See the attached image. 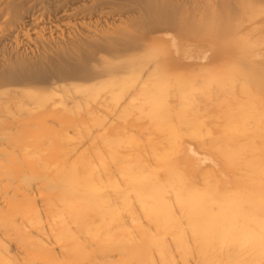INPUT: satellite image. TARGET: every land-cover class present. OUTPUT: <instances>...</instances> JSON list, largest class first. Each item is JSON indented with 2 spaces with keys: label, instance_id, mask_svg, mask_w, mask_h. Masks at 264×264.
I'll return each instance as SVG.
<instances>
[{
  "label": "rangeland",
  "instance_id": "obj_1",
  "mask_svg": "<svg viewBox=\"0 0 264 264\" xmlns=\"http://www.w3.org/2000/svg\"><path fill=\"white\" fill-rule=\"evenodd\" d=\"M243 3H248L249 9ZM243 8L257 19L253 23L262 21L264 0H10L9 7L0 4V81L4 90L12 86L18 90L19 121V146L12 150L6 148L7 143L2 144L6 151L2 155L4 182L0 194L7 186L9 196L5 197L14 196L15 205H4V196L0 195V264H69L49 237L52 225L45 218L43 203L46 195L48 198L49 193L60 191L43 189L42 175L18 166L45 162V172L54 174L61 164L68 167L78 160L87 161L91 167L86 176L89 185L80 192V200L86 203L88 195L97 209L110 211L106 214L114 220L110 231L125 227L131 230L128 240L136 236L132 222L136 221L149 244L150 252L146 254L152 264H161L153 248L159 244L165 249L169 264H202L197 254L204 250L208 252L206 264H264V216L214 218L218 205L232 214L241 201L249 198L235 172L237 166L228 165L225 159L226 155L245 154L241 146L245 130L252 131L246 134L252 139L249 149L256 148L253 130L264 126L249 119L246 113L258 111L263 105H195L201 100L193 93L197 87L187 92L179 90L181 82L200 83L202 78L213 84L224 80V72L217 68L225 62L227 69L240 71L241 77L233 75L232 82L234 95L239 96L240 78L244 81L251 73L250 67L245 66L246 56L223 61L218 53L206 51L204 59L200 56L199 60H184L162 39V57L158 61L166 65L165 74L161 75L164 87L160 89L166 98L155 97L144 105H116L115 100L122 94L119 87L112 88L109 96L106 90L93 94L97 100L110 97V103L60 105L65 96H78L88 85H76L66 92L52 87L57 77L82 63L85 57L93 66L99 57L124 56L140 44L151 46L159 42L160 30L175 39L181 35L197 39L214 33L209 28L216 24H228L248 32L247 40L258 45L261 36L249 30ZM208 15L212 19L205 20ZM260 64L264 77V60ZM202 67L211 68L212 72L201 73ZM136 76H126L123 82L130 83ZM190 94L195 101L182 105ZM29 96L33 100L50 99V103L24 105L22 102ZM258 112L259 116L264 115ZM88 131L93 136L97 134L89 146L85 140ZM4 136L10 137L8 133ZM231 141L237 144L231 147ZM106 149L113 154L109 155ZM104 167L109 168L108 176L101 173ZM136 186L143 187L138 191ZM93 188L96 190L90 196ZM192 195L202 201L203 211L188 227L177 201ZM24 209L34 210L39 224L30 223V216L19 211ZM149 214L161 220L153 221ZM87 219L92 229L100 233L98 217L92 213ZM170 219L177 227L162 226ZM230 222H234L232 226L241 224L242 229L231 228ZM205 235L209 236L208 245ZM129 243L112 246L114 251L103 261L120 263L125 258L121 249L132 250ZM179 244L186 250H179ZM234 244L240 250L235 251ZM252 245L253 250L247 251ZM30 246L50 257H39L38 250ZM130 263L135 264L132 260Z\"/></svg>",
  "mask_w": 264,
  "mask_h": 264
},
{
  "label": "bare ground",
  "instance_id": "obj_2",
  "mask_svg": "<svg viewBox=\"0 0 264 264\" xmlns=\"http://www.w3.org/2000/svg\"><path fill=\"white\" fill-rule=\"evenodd\" d=\"M0 4L9 7L10 0H0ZM243 7L249 9L248 3H243ZM244 8L242 12L250 24L249 30L261 36V42L258 45L254 42L250 43L249 40H247L245 35H248V32H241V29L231 25L228 26V24L224 26L216 24L217 26H214V28H209L215 30L214 33H207L208 35H203L205 34L203 33L201 34L203 36H198L197 39L185 37L184 35L179 36V39H175L168 34L167 31L160 30L158 32V34H160V39H158L159 42L154 45L140 44L127 51L124 56L111 55L107 58L99 57V59L97 58L95 62H93V66L90 65L91 61H89L88 57H85L82 63L75 64L72 70L62 74L63 76L60 75L61 77H57L52 87H59L64 92L76 88L74 87L76 85H88V88L76 94L78 96H65L64 99L60 100L59 104L91 105L96 102L110 103L112 101L110 97L109 99L102 98L97 100V97H93V94L99 90H106L109 96L110 90L118 87L122 94L118 100H115L116 105H144L155 100V97L166 98L165 91L160 90L162 86L164 87L161 75L165 74L166 65L164 61H158V58L162 57L163 43H161V45L159 43L163 39L167 40L166 42H169L171 48L175 49L180 58L184 60L204 59L203 53L206 51L218 53L217 56L221 57L220 60L223 61H225V59L234 60L242 55L246 56L248 60L245 66L250 67L248 70H250L251 73L250 77L244 81L240 78L242 83L237 89L239 96L236 97L234 95L235 89L232 86V82L235 81L233 75L241 77L240 71L237 70L238 72H234V69H227L228 65L225 66V62L222 63L223 65L221 67L217 68L219 71L224 72V76L222 75V78L225 77L224 80H216L213 84L205 79L203 81L202 78L200 79V83L198 81L192 83L181 82L179 84V90L181 92H187L197 87L193 93L201 98V100L195 103V105H263L259 110L264 113V77L260 64L261 60H264V47H261V43L264 41V17L259 24L253 23L257 19L251 17V15H247ZM210 19H212L210 15L205 18V20ZM202 28L203 31L207 30L205 26ZM200 56L201 58H199ZM92 58L93 56L91 55L90 59ZM121 59L124 61L120 62ZM88 65H90L89 68ZM231 71L233 72L231 73ZM208 72H212V69L202 67L201 73ZM152 73L153 75L151 76ZM134 74H137V76L134 77L130 83L123 82L124 77ZM2 83L3 82L0 81V185L4 182L2 179V164H4L2 155L3 152L6 151L5 148L2 147V144L7 143L8 147L6 148L12 150L19 146V121L16 107L18 90H16L15 86H12V89L4 90L3 87L5 86H3ZM213 87L215 88V92L213 91ZM158 90L161 92L159 96L156 94ZM191 95L192 94L187 96L181 104H188V101L194 102L195 97ZM22 103L24 105H48L50 99L44 100L43 98L37 97V99L33 100V98L29 96ZM7 105L13 106L10 107ZM258 111L248 110L246 114L250 115L249 119L264 126V115L262 113L263 116H259ZM240 117L245 116L240 115ZM243 119L247 120L248 118L245 117ZM231 120H233V117H231ZM253 131L257 137L254 141V143L256 142V148L249 149V145H252V139L246 134H250L252 131L245 130L244 137L242 138L243 142L241 144L245 154L241 156L226 155L225 159L228 165L237 166L235 167V172L239 173V181L242 182V185L247 189L245 196L249 198L241 201L239 206L235 207L234 213L232 214H228L226 208L221 209L218 205V211L214 218L219 217L226 220L229 217L236 218L240 215H250L252 217L264 216V127ZM7 133L10 137L4 136ZM96 135L93 136L89 131L85 134V140L88 146L93 144L95 137H97ZM236 144L237 142L235 141L234 145ZM229 145L231 147L234 146L232 141ZM106 151L109 155L113 154L112 151L107 149ZM220 156L221 154H218V157ZM210 162L213 164L212 161ZM63 164L60 165L59 171H56L59 174H55L56 172H54V174L46 173L45 171L48 167L45 162L36 165L33 163L32 166H18L20 169L25 167L26 170L31 169L33 173L42 175L40 182L43 189L47 188L51 191H60V193H49L48 195H50V197L48 198L46 195L43 203L46 215L45 218H49L50 225H52L51 228H49V237L52 236V243L57 247L62 257L68 259L69 264H114L111 260L103 261L105 257L114 251V248L111 247L115 245L120 246L125 244L126 241H130L131 243H129L128 246L131 247L132 250L123 251L121 249L125 258L118 264H131V260L135 264H152L150 255L146 254L150 252L149 244L142 235L140 226L136 224V221H132L135 223L133 228L136 230V236H132L134 239L128 240L129 237L127 236H129L131 230L125 227H117L110 231V228L114 225V220L110 218V216H106V214L109 215L110 211L106 213L103 212V210L97 209V204H93V200L90 199L88 195H86V203L80 200L79 197L82 195L80 192L89 185V179L86 180V176L89 173L88 170L91 168L89 163L87 161L78 160L68 167ZM127 171L128 169H126V172ZM101 173L104 176H108L109 168L104 167L101 169ZM126 179L129 180V174H127ZM142 187L143 186H136L135 189L139 191ZM3 188V193L0 195L4 196L2 200L3 203H5L4 205L14 204L15 202H12L14 196L5 197L9 196L7 192L8 187L6 186V188ZM94 190L96 189H91L90 196L93 194ZM25 196L26 195L23 197ZM193 196L194 195L188 196L185 200L177 201L182 212V218L185 220L188 227L198 218L199 213L203 211V207L201 206L202 201L196 200ZM138 197L141 199L140 196ZM106 202L109 203L108 201ZM101 206H104L103 202H101ZM19 211H24L25 215L30 216V223L39 224L34 210L24 209ZM92 213L98 217L96 221H99L98 226L100 228V233L92 229L91 225L87 223V220H89L87 218H89ZM149 216L154 219L153 221L161 220L157 219V217L152 214H149ZM232 224H234V222H230L229 226L234 228L236 225L232 226ZM162 226L175 228L177 227V223L173 219H170L166 226ZM235 228L239 231L238 229H242V226L240 224ZM206 229L208 233L210 230L207 227ZM17 233L19 234L18 231ZM206 236L207 235L204 236V241L205 244L207 243L206 245H208L207 239L209 236ZM100 241L101 243H99ZM235 246H237L235 251L240 250L237 244L233 245L234 248ZM30 247H32L34 251L38 250L35 246ZM153 248L155 252L157 251L160 263L169 264V259L165 254V249L162 247V244ZM178 248L179 250H186V247L181 244H179ZM253 248V245L249 246L247 251L250 252ZM117 250H119V248H117ZM37 252L39 253V257L45 259L50 257L45 251L38 250ZM206 254H208L207 250L197 254L202 264H206L209 261H207ZM121 256L123 257V255ZM140 257H142L143 260H141Z\"/></svg>",
  "mask_w": 264,
  "mask_h": 264
}]
</instances>
